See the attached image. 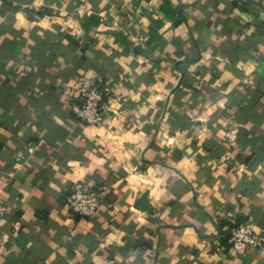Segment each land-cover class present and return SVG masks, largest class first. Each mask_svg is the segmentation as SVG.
<instances>
[{
    "label": "crops",
    "instance_id": "1",
    "mask_svg": "<svg viewBox=\"0 0 264 264\" xmlns=\"http://www.w3.org/2000/svg\"><path fill=\"white\" fill-rule=\"evenodd\" d=\"M0 199V264H264L219 251L264 233V0H0Z\"/></svg>",
    "mask_w": 264,
    "mask_h": 264
},
{
    "label": "built area",
    "instance_id": "2",
    "mask_svg": "<svg viewBox=\"0 0 264 264\" xmlns=\"http://www.w3.org/2000/svg\"><path fill=\"white\" fill-rule=\"evenodd\" d=\"M106 96L107 93L99 83H84L77 99L75 116L78 121L90 126L102 125L105 121L103 103ZM239 131L237 126H233L225 133L229 145L237 141ZM104 199V192L100 187L86 181H77L71 186L65 205L71 216L91 218L99 213ZM5 212L6 206L0 199V221ZM226 243L227 246L220 247L219 251L228 250L236 255L260 251L264 248V233L257 231L248 221H239L229 230Z\"/></svg>",
    "mask_w": 264,
    "mask_h": 264
},
{
    "label": "trees",
    "instance_id": "3",
    "mask_svg": "<svg viewBox=\"0 0 264 264\" xmlns=\"http://www.w3.org/2000/svg\"><path fill=\"white\" fill-rule=\"evenodd\" d=\"M241 136V131H239V134H238V137H237V140H238V138Z\"/></svg>",
    "mask_w": 264,
    "mask_h": 264
}]
</instances>
